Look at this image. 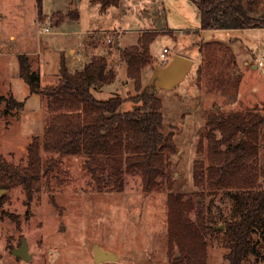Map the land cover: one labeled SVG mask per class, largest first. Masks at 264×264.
<instances>
[{
  "label": "rangeland",
  "instance_id": "1",
  "mask_svg": "<svg viewBox=\"0 0 264 264\" xmlns=\"http://www.w3.org/2000/svg\"><path fill=\"white\" fill-rule=\"evenodd\" d=\"M0 14L6 15L0 17L4 41L11 32L32 38L28 50L39 52L32 67L40 73L42 86L58 82L62 61L75 72L82 71L95 55L107 57L118 78L101 90L92 88L99 100L136 94L121 51L136 45L144 33L160 32L150 46L156 63L142 73L144 88L151 85L164 48L171 50V58L191 59L192 67L181 82L157 91L165 130L173 131L178 146L170 156L172 191L200 202L199 212L190 215L194 220L198 215L218 217L220 210L226 213L231 203L223 192L198 196L194 163L208 111L218 107L227 114L264 106V28L204 31L200 11L191 0H121L120 6L106 13L92 0H42L41 14L36 0H0ZM45 28L50 32L43 34ZM107 38H114V43ZM17 46L12 47L26 52L27 48ZM5 48L0 39V78H8L25 106L7 109L6 102H0V159L24 166L27 147L35 135H44L50 113L41 96L30 95L19 76L17 57L6 59ZM206 50L212 61H204ZM132 106L126 101L120 111H130ZM261 157L264 163V151ZM51 185L37 186L29 205L22 187L0 195L5 198L0 206V264H98L94 245L119 256L101 264H175L169 255L167 188L147 193L141 177L127 176L123 192L94 191L79 157H65ZM24 239L32 255L29 262L12 254ZM254 241L259 255L243 264H264L262 233ZM207 248V264H230L223 234L208 237Z\"/></svg>",
  "mask_w": 264,
  "mask_h": 264
},
{
  "label": "trees",
  "instance_id": "2",
  "mask_svg": "<svg viewBox=\"0 0 264 264\" xmlns=\"http://www.w3.org/2000/svg\"><path fill=\"white\" fill-rule=\"evenodd\" d=\"M36 1L41 14L42 0ZM191 1L200 11V29L204 31L264 28V0ZM92 2L102 13L121 4V0ZM158 34L144 33L136 45L121 51L136 92L128 97L99 100L92 93V88H103L118 78L105 56H93L82 71L75 72L62 61L58 82L46 86L32 70L29 57L19 56V75L30 95L41 96L50 120L44 135H35L28 145L26 165L0 159V192L22 187L29 205L37 186L52 187L65 157H79L94 191L123 192L127 176L141 177L147 193L169 190L168 243L175 264H207V238L220 234L229 250V263L243 264L250 256L259 255L255 235L262 233L264 240V106L227 114L217 107L206 113L199 158L194 163V184L200 189L198 196L206 191L223 192L231 204L226 213L220 210L218 217L198 215L197 220L192 219L190 215L199 212L200 202L172 191L169 168L170 156L178 151L175 134L165 130L157 90L142 85L143 70L156 63L150 46ZM207 53H202L204 61H212ZM3 101L7 109L25 106V101L12 97H0ZM126 101L133 104L132 109L122 112ZM4 199L0 198V206ZM221 224L224 230L218 228Z\"/></svg>",
  "mask_w": 264,
  "mask_h": 264
},
{
  "label": "water",
  "instance_id": "3",
  "mask_svg": "<svg viewBox=\"0 0 264 264\" xmlns=\"http://www.w3.org/2000/svg\"><path fill=\"white\" fill-rule=\"evenodd\" d=\"M192 64V60L187 57L181 55L174 56L167 66H158L156 68L157 71L149 87L155 88L157 91L162 88H172L176 83L181 82L185 78ZM4 192L5 190H2L0 195ZM218 228L223 229L224 226L221 225ZM93 252L94 261L98 264L119 260V256L116 252L106 251L100 245H94ZM12 254L25 262L32 260V255L29 253V245L26 239L22 241L19 248L12 250Z\"/></svg>",
  "mask_w": 264,
  "mask_h": 264
},
{
  "label": "crops",
  "instance_id": "4",
  "mask_svg": "<svg viewBox=\"0 0 264 264\" xmlns=\"http://www.w3.org/2000/svg\"><path fill=\"white\" fill-rule=\"evenodd\" d=\"M2 15L6 17V15H4V14H0V17ZM42 33L45 34V31L42 32ZM5 37H6V34H4L3 32L0 31V39L3 41L4 45L6 46V48H5L6 51L4 52V54H5L4 57L6 59H9V58H12V57H17V59L19 61V56L27 55L29 57V59H30L31 67H32V59H33V57L39 55L38 54L39 52L36 51V50H34V51H29L28 50L29 48L32 47V43H33L32 38L26 36V34L25 35L24 34H18V33H15V32H11L7 36V39H5V41H4ZM13 44L18 45L17 47H19L20 49L27 48V49H25L26 52H20L21 50L14 49L12 47ZM71 51H75L76 52V50L73 49V48L71 49ZM89 62H90V60L86 64H88ZM32 70H33V67H32ZM0 80H1L0 85H2V90L0 91V97H5V98L12 97L15 100L19 101L18 98L14 94L15 92H14V90L12 88L11 83L8 81V78L3 76V77L0 78Z\"/></svg>",
  "mask_w": 264,
  "mask_h": 264
},
{
  "label": "built area",
  "instance_id": "5",
  "mask_svg": "<svg viewBox=\"0 0 264 264\" xmlns=\"http://www.w3.org/2000/svg\"><path fill=\"white\" fill-rule=\"evenodd\" d=\"M48 32H50V29L45 28V33H48ZM107 42L110 44L114 43V38H107ZM170 55H171V50L168 48H164L160 54V62H161L160 66L165 67L170 63V61L172 60ZM260 65H262V62H260Z\"/></svg>",
  "mask_w": 264,
  "mask_h": 264
}]
</instances>
